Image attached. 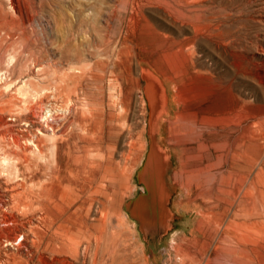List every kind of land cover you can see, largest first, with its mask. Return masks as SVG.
I'll return each mask as SVG.
<instances>
[{
  "label": "rangeland",
  "instance_id": "374dc122",
  "mask_svg": "<svg viewBox=\"0 0 264 264\" xmlns=\"http://www.w3.org/2000/svg\"><path fill=\"white\" fill-rule=\"evenodd\" d=\"M133 1L0 0V200L23 172L80 153L88 129L103 124L119 164L106 182V263L264 264V147L248 144L264 125V0ZM152 75L171 98L170 130L155 135L163 159H149L144 121ZM229 108L227 145H214L209 129L179 139L176 118ZM79 250L71 264H89Z\"/></svg>",
  "mask_w": 264,
  "mask_h": 264
},
{
  "label": "bare ground",
  "instance_id": "6f19581e",
  "mask_svg": "<svg viewBox=\"0 0 264 264\" xmlns=\"http://www.w3.org/2000/svg\"><path fill=\"white\" fill-rule=\"evenodd\" d=\"M132 2L134 1L132 0ZM132 8L134 10L135 6ZM8 84L10 85V83ZM84 88L83 90H85ZM146 92L150 100V108H151L150 111H148L149 117H146V119L144 120L146 123V126L149 129L150 137L152 140V143H151L152 150H151L149 159L150 158L152 159V157L155 159L156 157L163 159L164 157H169L170 155L161 146H159V144L156 141L155 135H156V132L161 127H164L166 125L168 129L170 130V126L172 122L171 121V98L169 96V92L167 91V88L164 85V83L159 78H156L153 75L149 77V80L146 86ZM50 111L51 110L49 109L48 112ZM183 111H186V110H183ZM187 112L189 111L187 110ZM51 116L52 114H50V117L49 116L47 117L51 119ZM42 117L44 118V115ZM236 117H237V114H234L233 108L222 109L218 111V113H216L215 115L213 116L208 115V116L203 117L202 119H198L196 115L189 113L186 116L185 115L180 116V119L176 118L175 122H176L177 127L175 131H178V133H180L179 139L195 141L196 140L195 134L196 133L199 134L198 133L199 130L209 129L213 131L214 133L213 136L214 138H216V141L213 142L214 145H219V144L227 145L229 143V139L227 138L221 139L222 136L220 132L223 131L224 127L226 126L227 127L234 126V124L236 123L235 122ZM45 120L48 121L49 119L46 118ZM258 120H260V118H258ZM94 123L96 124V122ZM100 123H103V122H100ZM43 125L47 126L45 125V123H43ZM259 127H260V130L258 132L251 131V135L248 136L249 137L248 144L250 146L258 144L264 147V125H259ZM38 131L39 132L41 131L40 128ZM61 137H64V136H61ZM65 137L68 138L67 136ZM85 138H86L85 139L86 144L81 148L80 153H78L77 155L71 156V157H66L65 159L60 158L57 161H55L54 159L56 166L51 171H43L42 173L38 170L31 171L32 169L31 168L29 169L30 172H23L24 181L22 183H18L16 185L11 184L9 187L6 186V192L8 194L7 196L8 199L0 200V206L6 207L5 209H8L9 212L6 214H3L2 216L1 213L3 209L1 210L0 208V223L4 225H9L10 227L13 226L11 228H14V232L12 231L6 234L3 230H2L3 232L0 231V264H44L46 262V259L44 258L43 254L45 252L46 253L50 252L52 254L53 264H71V261L73 259L70 261L69 255L72 254V255L77 256V254L80 251L79 248L82 249L85 256L86 254L89 255V259H88L89 264H105L106 259H109L107 257L106 259L104 258V253H105V248H106L105 246L107 245L105 243L107 242L110 243L109 241L110 239H112L111 236H107V233L109 231L108 222L111 217V214L113 213H110V210H109L110 204L109 203L107 204V202L110 201L108 200L109 192H108L107 183L110 179V176H113L116 173V170L119 164L117 163L115 159L113 151H110L111 142L109 141L110 142L109 143L107 141L108 139H106V136L103 130V124H100L99 127L97 128H89L86 133ZM212 140H215V139H211V141ZM15 143H17V141ZM44 143L46 144V142ZM21 148H23V146ZM43 149H44L43 147L41 149L37 148V150H39L38 153L40 152L41 155L45 153ZM6 158H8V156ZM233 165L235 164H232V166ZM160 172L161 171H159V173ZM244 184L246 186L245 182H243L242 186ZM6 192H4V194ZM129 192H132V189H129ZM238 198L239 197H237L236 199ZM162 203L164 202H161L160 204ZM95 208H96V211H95L96 213L94 212ZM5 211L7 212V210ZM5 211L3 213H5ZM29 214H31V216H29ZM119 226L120 225L118 222L113 227L115 228ZM5 231H7V228ZM117 231H113V232L111 231L112 235L114 233V238L116 239L119 238V236H121L120 233H117ZM77 236H80L85 240V243L83 245L81 243L82 241H76ZM108 237H110V239ZM107 238L109 241L106 240ZM93 240L95 241V243H93ZM118 246L116 245L115 247L118 248ZM115 249H113V251ZM80 255L81 254H79V257ZM111 258L113 259V257ZM112 261L110 262L112 263ZM77 262L81 264L80 261H77ZM108 262L109 261H107L106 264H110V262L109 263ZM83 263H86V262L83 261Z\"/></svg>",
  "mask_w": 264,
  "mask_h": 264
}]
</instances>
